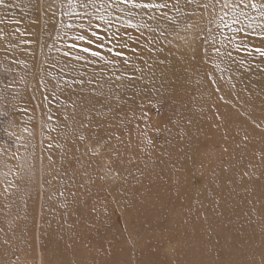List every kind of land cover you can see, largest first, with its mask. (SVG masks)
<instances>
[{"label": "rangeland", "instance_id": "374dc122", "mask_svg": "<svg viewBox=\"0 0 264 264\" xmlns=\"http://www.w3.org/2000/svg\"><path fill=\"white\" fill-rule=\"evenodd\" d=\"M222 2L0 3V264H264V0Z\"/></svg>", "mask_w": 264, "mask_h": 264}, {"label": "bare ground", "instance_id": "6f19581e", "mask_svg": "<svg viewBox=\"0 0 264 264\" xmlns=\"http://www.w3.org/2000/svg\"><path fill=\"white\" fill-rule=\"evenodd\" d=\"M107 1V0H106ZM157 1V0H156ZM177 1V0H176ZM179 1V0H178ZM127 2V1H126ZM129 2V1H128ZM167 2V1H166ZM230 2H232V3H234V0H228V3H230ZM98 3V2H97ZM105 3V2H104ZM186 3V2H185ZM223 4H224V0H223V2H222ZM124 4V3H123ZM223 4L218 8V9H220V14H218V15H220V16H224V13L227 11V9L226 8H223L222 6H223ZM231 4V3H230ZM112 5V4H111ZM152 5V4H151ZM154 5V4H153ZM159 5V4H158ZM162 5V4H161ZM233 5V4H232ZM60 6V5H59ZM114 6V5H113ZM122 6V5H121ZM135 6H137V8L138 7H140L138 4H137V2H134V1H132V4L130 3V4H128L126 7H128V8H135ZM145 6V5H144ZM182 6V5H181ZM117 7V6H116ZM125 7V8H126ZM152 7V6H151ZM174 7V6H173ZM70 8V7H69ZM128 8H126L127 10H128ZM175 8V7H174ZM141 9V8H140ZM143 9H145L144 7H143ZM155 9H156V7H155ZM183 9H184V7H183ZM121 10V9H120ZM64 11V10H63ZM114 11H116V10H114ZM130 12H131V10H129ZM128 11V12H129ZM155 11V10H154ZM163 11V10H162ZM152 12H153V10H152ZM156 12V11H155ZM157 12H159V11H157ZM173 12H176L175 11V9L173 10ZM127 13V12H126ZM155 14V13H154ZM153 14V15H154ZM157 14V13H156ZM159 14V13H158ZM171 14V13H170ZM60 15V14H59ZM147 15V14H146ZM62 16V15H61ZM140 16V15H139ZM206 16V15H205ZM60 17V16H59ZM130 17H131V15H130ZM155 17V16H154ZM182 17V16H181ZM145 18V17H144ZM185 18V17H184ZM217 18H219V17H217ZM61 19V18H60ZM141 19V18H140ZM138 20V19H137ZM162 21H163V19H162ZM188 21V20H187ZM158 22H159V20H158ZM154 23H156V22H154ZM148 24V23H147ZM165 25V24H164ZM145 26H146V23H145ZM162 26V25H161ZM211 27V26H210ZM92 31V30H91ZM141 32V31H140ZM139 32V33H140ZM81 33V32H80ZM145 33V32H144ZM96 35V34H95ZM139 35V34H138ZM141 35H142V32H141ZM140 36V35H139ZM139 36H138V38H139ZM142 36H144V35H142ZM141 36V38L143 39L144 37H142ZM133 37H135V36H133ZM186 37V36H185ZM137 38V37H136ZM96 39V38H95ZM97 39H99V38H97ZM146 40H147V38H145ZM183 39V38H182ZM191 39V38H190ZM192 40V39H191ZM141 41V40H140ZM179 43H178V48H185V49H180V51H179V53L178 54H180V55H183V56H185V54H187L188 53V51L190 52V48H196V47H194L193 46V44L192 43H190V41H189V38L187 37V38H185V39H183V40H181V39H179V41H178ZM140 43V42H139ZM75 44V43H74ZM228 44V43H227ZM106 45V44H105ZM112 45V44H111ZM101 47V46H100ZM100 47H98V48H100ZM88 48V47H87ZM27 49H29V48H27ZM84 49V48H83ZM232 49V48H231ZM25 50V49H24ZM252 50V49H251ZM35 51V50H34ZM194 52H197V50L195 49V50H193ZM241 51V50H240ZM52 52V51H51ZM77 52V51H76ZM137 52H138V50H137ZM223 52V51H222ZM229 52V51H228ZM236 53V52H235ZM234 53V54H235ZM247 53V52H246ZM55 54V53H54ZM121 54V53H120ZM212 54V53H211ZM223 54V53H222ZM227 54V53H226ZM229 54H230V52H229ZM245 54V53H244ZM255 54V53H254ZM159 55V54H158ZM241 55L242 54H240L239 55V58L241 57ZM248 55V54H247ZM60 56V55H59ZM99 56V55H98ZM119 56V55H118ZM140 57H141V55H139ZM221 56V55H220ZM219 55H218V57H220ZM246 56V55H245ZM255 56V55H254ZM121 57V56H120ZM153 57V56H152ZM165 58H167V62L168 61H171V60H168V57H167V55H165L164 56ZM242 57L244 58V56L242 55ZM58 58V57H57ZM110 58V57H109ZM149 58V57H148ZM178 58H180V57H178ZM228 58V57H227ZM233 58V57H232ZM235 58V57H234ZM234 58H233V62H234ZM250 58V57H249ZM255 58V57H254ZM28 59V58H27ZM56 59V58H55ZM61 59V58H60ZM91 59V58H90ZM89 59V60H90ZM124 59V58H123ZM133 59V58H132ZM131 59V56H130V60H132ZM216 59V58H215ZM224 59V57L222 58V60ZM10 60V58H9V56H8V51L6 52H4V53H2V52H0V62H3V61H9ZM57 60V59H56ZM159 59L157 58V60L156 61H158ZM180 60V59H179ZM210 59H208V61H209ZM236 60V59H235ZM240 60V59H239ZM242 60V59H241ZM256 60V59H255ZM28 61V60H27ZM65 61V60H64ZM92 61V60H91ZM96 61V60H95ZM136 61V60H135ZM140 61H148V60H144V59H140L139 60V62ZM212 61V60H211ZM211 61H209V62H211ZM250 61V60H249ZM254 61V60H253ZM83 62V61H82ZM81 62V63H82ZM86 62V61H85ZM132 62V61H131ZM144 62V63H145ZM162 62V61H161ZM167 62H165V63H167ZM182 62V61H181ZM184 62V61H183ZM182 62V63H183ZM213 62V61H212ZM211 62V63H212ZM218 62H220L219 60H218ZM217 62V63H218ZM233 62H232V64H233ZM241 62V61H240ZM240 62H239V64H240ZM263 62V61H262ZM45 63V62H44ZM65 63V62H64ZM79 63V62H78ZM77 63V64H78ZM121 63V62H120ZM138 63V62H137ZM143 63V62H142ZM143 63V64H144ZM175 63V62H174ZM216 63V62H215ZM223 63H226V61L225 62H223ZM229 63H230V61H229ZM229 63H227L226 65H223V67L225 66V69H226V66L229 64ZM248 63V62H247ZM246 63V64H247ZM75 64V66H78V65H80V64ZM86 64V63H85ZM91 64V63H90ZM93 65H95L94 63H92ZM111 64H113L114 65V63H111ZM135 64H136V62H135ZM158 64V63H157ZM181 64V63H180ZM220 64H222V61L220 62ZM220 64H216V66H218L219 65V67L221 66ZM232 64H231V66H232ZM243 64H245V62H244V59L242 60V64H240L239 66L241 67ZM103 66H104V68L106 67V65L105 64H102ZM185 65V64H184ZM230 65V64H229ZM141 66V65H140ZM145 66H147L146 64H145ZM158 66V65H157ZM169 66H171V65H169L168 64V67ZM211 68H213V65H209ZM208 66V67H209ZM215 66V67H216ZM237 66V65H236ZM113 67V66H112ZM114 67H118V65H116L115 64V66ZM128 67V66H127ZM126 67V68H127ZM132 67V66H131ZM137 67V66H136ZM144 66H142V68H143ZM244 67H246L245 65H244ZM32 68V67H31ZM69 68V67H68ZM78 68V67H77ZM96 68V67H95ZM138 68H140V67H138ZM145 68V67H144ZM143 68V69H144ZM148 68V67H147ZM146 68V69H147ZM178 68V67H177ZM217 68V67H216ZM227 68H228V66H227ZM237 68V67H236ZM248 67H246L245 68V70H244V68L242 67L241 68V71H242V69H243V71H245L246 73L248 72V70L250 69V68H248ZM131 69V68H130ZM133 70H134V67L132 68ZM143 69H138V70H140V71H142ZM154 69V68H153ZM155 69H156V67H155ZM221 69H222V66H221ZM230 69H231V67H230ZM37 70H42V65L40 66V63L37 65V67H36V71ZM72 70H74V69H72ZM99 70V69H98ZM103 70H105V69H103ZM124 70V69H123ZM137 70V69H136ZM136 70H135V72H136ZM145 70V69H144ZM152 70V69H151ZM168 70V69H167ZM233 70H235V68H233ZM247 70V71H246ZM35 71V72H36ZM69 71H70V69H69ZM146 71V70H145ZM157 71V70H156ZM189 71V70H188ZM214 71V70H213ZM219 71V70H218ZM226 71H228V70H226ZM251 70H249V72H250ZM253 71V70H252ZM88 72V71H87ZM126 72V71H125ZM143 73H144V71H142ZM147 72H148V70H147ZM80 73V72H79ZM97 73V72H96ZM108 73V72H107ZM110 73V72H109ZM113 73V72H112ZM116 73V72H115ZM137 73V72H136ZM140 73V72H139ZM178 73V72H177ZM176 73V74H177ZM185 73H186V68H185ZM214 73H215V71H214ZM90 74V73H89ZM101 74H102V72H101ZM147 74V73H146ZM145 74V75H146ZM149 74V73H148ZM154 74H155V72H154ZM239 74H240V72H239ZM250 74H252V72L250 73ZM250 74H249V77H251L250 76ZM257 74V73H256ZM263 74H264V71H263ZM82 75V74H81ZM117 75V74H116ZM122 75V74H121ZM179 75V74H178ZM184 75H186V74H184ZM189 74H187L185 77H187ZM216 75V74H215ZM228 75V77H229V74H228V72H227V74H225V76H227ZM243 75V74H242ZM258 75V74H257ZM262 75V74H261ZM108 76V75H107ZM110 76V75H109ZM127 76V75H126ZM166 76V75H165ZM182 76V75H181ZM223 76V75H222ZM160 77V76H159ZM176 77H178V76H176ZM228 77L226 78V79H228ZM240 77H242V76H240ZM247 77H248V75H247ZM248 77V78H249ZM262 78H263V76H261ZM84 78V77H83ZM109 78V77H108ZM118 78V77H117ZM123 78V77H122ZM189 78H190V76H189ZM254 78V77H253ZM87 79V78H86ZM119 79V78H118ZM171 79H172V77H171ZM174 79V78H173ZM175 79H177V78H175ZM225 79V80H226ZM258 79V78H257ZM261 79V78H260ZM83 80V79H82ZM189 80V79H188ZM220 80V79H219ZM218 80V81H219ZM233 80V79H232ZM241 80V79H240ZM245 80V79H244ZM254 80H255V82H254ZM253 80V82H254V90L255 91H258V90H260V89H264V81H262V80H256V79H254ZM88 81H90V80H88ZM113 81H114V79H113ZM190 81V80H189ZM217 81V80H216ZM247 81V80H246ZM115 82V81H114ZM117 82V81H116ZM118 82H120V80L118 81ZM129 82V81H128ZM149 82V81H148ZM231 82V81H230ZM85 83H88V82H86V81H84V84ZM241 83V82H240ZM106 84V83H105ZM108 84V83H107ZM126 84V83H125ZM124 84V85H125ZM241 84H243V83H241ZM101 85V84H100ZM103 85V84H102ZM110 85H112V84H110ZM127 85V84H126ZM149 85H151V84H149ZM215 85H217V83L215 84ZM151 86H153V85H151ZM187 86V85H186ZM222 86V85H221ZM225 86V85H224ZM243 86V85H242ZM248 86V85H247ZM103 88H101V89H104L103 91H105V89H108V87L106 88V86H105V88H104V86H102ZM115 87V86H114ZM216 87V86H215ZM229 87V86H228ZM239 87V86H238ZM241 87V86H240ZM246 88V87H245ZM96 89V88H95ZM241 89V88H240ZM243 89V88H242ZM253 89V88H252ZM251 89V90H252ZM110 90H111V88H110ZM118 90V89H117ZM120 90H121V88H120ZM201 90V89H200ZM246 90H247V88H246ZM125 91V90H124ZM204 91V90H203ZM223 91V90H222ZM227 91V90H226ZM241 91V90H240ZM94 92H95V90H94ZM131 92V91H130ZM202 92V91H201ZM247 92V91H246ZM245 92V93H246ZM251 91H249V93H250ZM93 93V92H92ZM98 94H99V92H97ZM232 93V92H231ZM105 94H107V92H105ZM110 94H111V91H110ZM203 93H201V95H202ZM212 94V93H211ZM233 94V93H232ZM101 95H102V92H101ZM211 101V100H210ZM20 111V110H19ZM27 120V119H26ZM26 129V128H25ZM103 133V132H102ZM97 134V133H96ZM20 136V135H19ZM99 136V135H98ZM23 138V137H22ZM21 138V139H22ZM14 139L16 140L17 138H16V136H14ZM12 141V140H11ZM10 141V142H11ZM8 143V142H7ZM94 146H95V144H94ZM102 146V145H101ZM100 146V147H101ZM89 148H90V146H88ZM97 147V146H96ZM96 147H94V148H96ZM59 149V148H58ZM88 150H90V149H88ZM92 150H93V146H92ZM94 150H96V149H94ZM101 150H103V149H101ZM98 151V150H97ZM100 151V150H99ZM86 153H88V152H86ZM90 154L91 153H89V156H90ZM94 154V153H93ZM98 154H102V153H99L98 152ZM97 154V155H98ZM87 157V156H86ZM98 159L100 158V155H99V157H97ZM103 158V157H102ZM7 159V158H6ZM105 159H106V156H105ZM99 160H101V158L99 159ZM104 160V159H103ZM108 160V159H107ZM106 160V161H107ZM104 162H105V160H104ZM106 163V162H105ZM108 168V167H107ZM106 168V169H107ZM15 171V170H14ZM107 171H108V169H107ZM8 174V173H7ZM118 176V175H117ZM42 181V180H41ZM16 194V193H15ZM10 200V199H9ZM4 205V204H3ZM25 253V254H24ZM24 255L25 256H27L28 254L26 253V252H23V253H18V254H14V256L12 257V259H14V261L15 260H20L21 259V257H24ZM28 257V256H27ZM30 258V257H29ZM21 260H24V262L26 263V264H28L27 262H26V260L25 259H21ZM40 263V262H39Z\"/></svg>", "mask_w": 264, "mask_h": 264}, {"label": "snow or ice", "instance_id": "6c2138e0", "mask_svg": "<svg viewBox=\"0 0 264 264\" xmlns=\"http://www.w3.org/2000/svg\"><path fill=\"white\" fill-rule=\"evenodd\" d=\"M0 3H3V0H0ZM151 6H152V5H145V7H151ZM245 6H248V5H245ZM203 7H204V8H208L209 5H208V4H204ZM222 7H223V8H231V9H232V17H233V19H232V23H236V22H237L236 17H237L238 14H239V15H243V14H244L243 12H239V13H237V6H236V5L229 4V3H228V0H224V4H223ZM250 7H251L252 9H256V10H258V11H259V14H260L261 16H264V3L258 5V4H256V3L253 2V3L250 4ZM227 15H228V13L225 12V13H224V16H227ZM220 19H221V22L225 24V26H228V25H227V22L224 21V17H223V16H221ZM242 30H243V29H233V31H235V32H240V31H242ZM261 34L264 35V30H262V33H261ZM79 39L83 40L84 37L81 36V37H79ZM72 47H75V45H72ZM83 51L88 52L89 49H88V48H84ZM257 51L260 53V55L264 56V50H262V49H257ZM65 54L67 55V53H65ZM91 54H92L93 56H98V55H99L98 52H92ZM117 55H119V53H117ZM76 59H80V57H76ZM50 118H51V117H50ZM9 135H11V133H9ZM81 139H83V137H81ZM49 147H51V145H49ZM94 154H98V152L94 151Z\"/></svg>", "mask_w": 264, "mask_h": 264}]
</instances>
